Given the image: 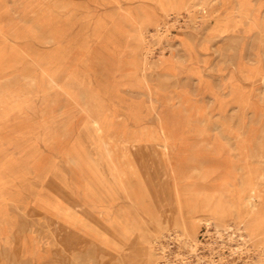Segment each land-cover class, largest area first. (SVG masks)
<instances>
[{
  "label": "rangeland",
  "instance_id": "374dc122",
  "mask_svg": "<svg viewBox=\"0 0 264 264\" xmlns=\"http://www.w3.org/2000/svg\"><path fill=\"white\" fill-rule=\"evenodd\" d=\"M80 2L0 0V264H264V0Z\"/></svg>",
  "mask_w": 264,
  "mask_h": 264
},
{
  "label": "bare ground",
  "instance_id": "6f19581e",
  "mask_svg": "<svg viewBox=\"0 0 264 264\" xmlns=\"http://www.w3.org/2000/svg\"><path fill=\"white\" fill-rule=\"evenodd\" d=\"M52 1V0H51ZM67 2V1H66ZM79 2H80V0H79ZM82 2H83V0H82ZM55 3V2H54ZM61 3V2H60ZM81 3V2H80ZM85 3V2H84ZM83 4V3H82ZM81 4V5H82ZM86 4V3H85ZM84 4V5H85ZM120 5V4H119ZM54 6V5H53ZM73 6V5H72ZM107 6V5H106ZM105 6V7H106ZM64 7V6H63ZM79 7V6H78ZM81 7V6H80ZM89 7V6H88ZM118 7H120V6H118ZM62 8V7H61ZM76 8V7H75ZM46 9V8H45ZM60 9V8H59ZM64 9V8H63ZM72 9H73V7H72ZM72 9H70V11L72 12ZM88 9V8H87ZM82 10V9H81ZM91 11V10H90ZM85 12V11H84ZM45 13V12H44ZM56 13V12H55ZM62 13V12H61ZM49 14V13H48ZM66 14V13H65ZM80 14V13H79ZM91 14V13H90ZM57 15V14H56ZM63 16V15H62ZM58 17V16H57ZM94 17V16H93ZM50 18H51V16H50ZM71 18V17H70ZM77 18V17H76ZM75 18V19H76ZM60 19H61V17H60ZM65 19H66V16H65ZM74 19V20H75ZM56 20V19H55ZM86 20V19H85ZM95 20V19H94ZM97 22H99V21H97ZM40 23V22H39ZM46 23V22H45ZM73 23V22H72ZM81 23V22H80ZM93 23V22H92ZM44 24V23H43ZM49 24V23H48ZM58 24V23H57ZM65 24V23H64ZM64 26V25H63ZM52 28V27H51ZM55 28V27H54ZM53 28V29H54ZM70 28V27H69ZM68 28V29H69ZM65 29V28H64ZM103 29V28H102ZM99 30V29H98ZM53 32V31H52ZM4 35V34H3ZM88 35V34H87ZM63 37V36H62ZM4 38V37H3ZM32 40V39H31ZM62 40V39H61ZM57 41V40H56ZM60 42V41H59ZM57 44H58V42H57ZM4 46V45H3ZM8 46V45H7ZM9 47V46H8ZM4 48V47H3ZM44 51V50H43ZM82 52V51H81ZM6 53H8L7 51H6ZM4 54H5V52H4ZM27 54V53H26ZM3 55V54H2ZM7 55V54H6ZM38 55H39V53H38ZM36 57V56H35ZM34 57V58H35ZM33 58V57H32ZM2 59V58H1ZM8 59V58H7ZM28 59V58H27ZM6 60V59H5ZM11 60V59H10ZM68 60V59H67ZM29 61V60H28ZM17 62V61H16ZM64 63H66V61L64 62ZM55 66V65H54ZM64 66V65H63ZM71 66V65H70ZM27 67V66H26ZM36 67V66H35ZM52 68V67H51ZM34 69V68H33ZM70 69V68H69ZM69 69H67V70H69ZM24 70V69H23ZM21 71V70H20ZM52 71V70H51ZM33 72V71H32ZM45 72V71H44ZM69 72V71H68ZM53 73V72H52ZM22 75V74H21ZM20 75V76H21ZM46 75V74H45ZM56 76V75H55ZM54 76V77H55ZM18 77V76H17ZM6 78V77H5ZM8 78V77H7ZM12 80V79H11ZM10 80V81H11ZM22 80V79H21ZM31 83H32V81H31ZM39 92V91H38ZM107 104V103H106ZM103 117V116H102ZM100 119H102V118H100ZM132 119V118H131ZM90 120V119H89ZM134 121V120H133ZM94 124V123H93ZM101 124V123H100ZM143 125V124H142ZM144 126V125H143ZM153 126V125H152ZM146 127V126H145ZM99 128V127H98ZM136 128V127H135ZM140 128V127H139ZM143 128V127H142ZM100 129V128H99ZM134 129V128H133ZM144 129V128H143ZM142 129V130H143ZM150 129H152V128H150ZM158 129H156V131H157ZM140 131V130H139ZM145 131V130H144ZM143 131V132H144ZM131 132H132V130H131ZM159 132V131H158ZM150 133V132H149ZM128 134V133H127ZM140 134H142V133H140ZM159 134V133H158ZM129 135V134H128ZM151 135H153V134H151ZM150 135V136H151ZM127 136V135H126ZM130 136V135H129ZM148 136V135H147ZM155 137H157V136H155ZM135 139V138H134ZM138 139V138H137ZM130 140V139H129ZM143 140V139H142ZM132 141V140H131ZM133 141H135V140H133ZM132 141V142H133ZM137 141V140H136ZM141 141V140H140ZM76 158V157H75ZM78 161V160H77ZM39 169V168H38ZM58 188V187H57ZM60 189V188H59ZM103 191V190H102ZM108 192V191H107ZM72 203V202H71ZM70 204V203H69ZM68 204V205H69ZM78 208V207H77ZM76 208V209H77ZM75 209V210H76ZM88 212V211H87ZM80 213H81V211H80ZM83 213V212H82ZM90 213V212H89ZM128 214V213H127ZM127 214H126V216H127ZM181 214V213H180ZM218 215H221L220 217H221V219H219V221H223L222 219H224L225 218V216H226V214L224 213V211L222 210V209H219V211H218ZM95 218V217H94ZM86 219V218H85ZM97 220V219H96ZM98 221H100V220H98ZM127 222V221H126ZM130 222V221H129ZM130 225V224H129ZM247 225L250 227V229H254V228H256V225L254 224V216L253 217H251V220L250 221H248V223H247ZM128 226V225H127ZM132 227V226H131ZM134 227V226H133ZM139 229V228H138ZM134 230V229H133ZM138 231V230H137Z\"/></svg>",
  "mask_w": 264,
  "mask_h": 264
}]
</instances>
